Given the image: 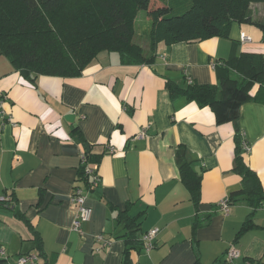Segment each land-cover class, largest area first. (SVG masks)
<instances>
[{"label":"crops","instance_id":"crops-1","mask_svg":"<svg viewBox=\"0 0 264 264\" xmlns=\"http://www.w3.org/2000/svg\"><path fill=\"white\" fill-rule=\"evenodd\" d=\"M236 25L227 38L160 43L151 64H122L117 53L102 52L73 77L29 80L0 55L8 118H0V196L11 200L0 202V264L34 254L33 233L45 256L34 264H121L129 230L121 212L137 218L138 240L159 229L149 252L130 249L132 264H264V201L252 208L237 198L227 215L218 207L241 188L232 171L236 127L264 190V103L245 102L236 123H217L209 107L173 102L165 87L167 79L217 84L218 58L264 54L261 31ZM240 32L251 42L241 43ZM89 152L100 156L91 187L77 174ZM184 162L201 171L197 205L180 178ZM75 187L91 209L81 233L73 230ZM247 217L252 226L237 236ZM229 246L239 252L231 263Z\"/></svg>","mask_w":264,"mask_h":264},{"label":"trees","instance_id":"trees-1","mask_svg":"<svg viewBox=\"0 0 264 264\" xmlns=\"http://www.w3.org/2000/svg\"><path fill=\"white\" fill-rule=\"evenodd\" d=\"M139 11L150 19L146 51L133 41L134 20ZM233 23H252L264 37V0H0V55L29 80L38 75L73 77L102 52L117 53L122 64H151L160 43L227 38ZM214 66L217 84L167 79L165 87L173 102L181 99L209 107L217 123H236L245 102L264 103V54L239 52L218 58ZM240 132L236 127L232 171L240 176L241 188L228 198L231 203L243 198L250 207L257 208L264 201V190L257 173L245 161ZM84 156V164H97L100 159L90 152ZM84 164L80 163L77 174L91 187ZM179 172L197 205L201 176L192 162L180 164ZM120 216H124L129 228L121 264H132L130 249L142 248L136 235L139 222L122 212ZM197 225L196 221L193 228ZM250 226L247 217L237 236ZM31 241L36 257H45L41 237L33 233Z\"/></svg>","mask_w":264,"mask_h":264},{"label":"built area","instance_id":"built-area-1","mask_svg":"<svg viewBox=\"0 0 264 264\" xmlns=\"http://www.w3.org/2000/svg\"><path fill=\"white\" fill-rule=\"evenodd\" d=\"M239 39L242 43L244 42H251V37L246 35L244 32H240ZM214 67V65H212ZM188 83H191L190 79H187ZM5 99V96L0 92V118L1 119H8L4 111L2 110V103ZM141 134L144 133V130L142 129ZM242 137V150L243 154L247 155L249 154L250 147L247 144V142L243 138V134L240 132ZM110 151H112V148H110ZM80 163H85V156L84 154L81 155ZM84 174L90 178V182L92 185H95L98 182V175H97V164H84ZM71 203L75 206L76 210V218L73 223V230H75L78 233H81V224L84 222H87L90 218L91 209L85 204V196L83 194V190L81 187H75L71 193L70 196ZM10 197L9 196H0V202H7L10 203ZM218 207L220 212L223 215H227L230 209V201L228 197H225L223 200H221L218 203ZM159 232L158 228H152L150 230H147L143 233L141 236V242H142V248L145 252H149L153 246H154V239ZM239 256L238 250H236L233 246H229V248L225 252V259L227 263H231L233 259L237 258ZM36 259L35 254H25L20 255L18 258V264L23 263H30L34 264V260Z\"/></svg>","mask_w":264,"mask_h":264},{"label":"rangeland","instance_id":"rangeland-1","mask_svg":"<svg viewBox=\"0 0 264 264\" xmlns=\"http://www.w3.org/2000/svg\"><path fill=\"white\" fill-rule=\"evenodd\" d=\"M237 23H233L231 25V28L229 30V33L232 31V28L237 27L236 25ZM241 25L245 26L246 28H257L259 30V28L252 24V23H241ZM149 27H150V19L147 17L146 13L144 11H139L137 13V15L135 16V20H134V31L135 34L133 37V41L139 45H141V47L145 50L147 48V43H148V39H147V35H148V31H149ZM260 31V30H259ZM239 35V33H237ZM263 36V35H262ZM262 42L264 43V37L262 39ZM238 45L241 44L239 42L238 36H237V42Z\"/></svg>","mask_w":264,"mask_h":264},{"label":"water","instance_id":"water-1","mask_svg":"<svg viewBox=\"0 0 264 264\" xmlns=\"http://www.w3.org/2000/svg\"><path fill=\"white\" fill-rule=\"evenodd\" d=\"M85 148H86V151L89 150L88 146H85ZM194 170L196 171V173H197L198 175H200L201 171H200L199 166H195V167H194Z\"/></svg>","mask_w":264,"mask_h":264}]
</instances>
